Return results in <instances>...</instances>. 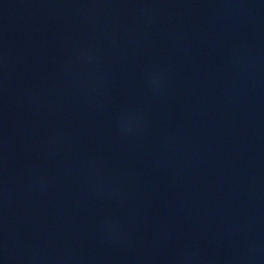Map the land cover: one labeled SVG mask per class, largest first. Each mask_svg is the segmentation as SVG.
Listing matches in <instances>:
<instances>
[{
    "label": "water",
    "instance_id": "95a60500",
    "mask_svg": "<svg viewBox=\"0 0 264 264\" xmlns=\"http://www.w3.org/2000/svg\"><path fill=\"white\" fill-rule=\"evenodd\" d=\"M0 264H264V0H0Z\"/></svg>",
    "mask_w": 264,
    "mask_h": 264
}]
</instances>
